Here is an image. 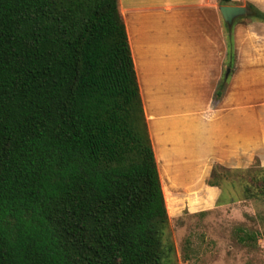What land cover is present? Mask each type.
Masks as SVG:
<instances>
[{"label": "trees", "instance_id": "16d2710c", "mask_svg": "<svg viewBox=\"0 0 264 264\" xmlns=\"http://www.w3.org/2000/svg\"><path fill=\"white\" fill-rule=\"evenodd\" d=\"M168 228L118 0H0V264H176Z\"/></svg>", "mask_w": 264, "mask_h": 264}, {"label": "crops", "instance_id": "0c3cea01", "mask_svg": "<svg viewBox=\"0 0 264 264\" xmlns=\"http://www.w3.org/2000/svg\"><path fill=\"white\" fill-rule=\"evenodd\" d=\"M231 1L264 13V0ZM220 5L118 0L161 185H170L163 171H195L198 181L177 177L171 185L202 192L192 212L220 195L205 180L214 165H264V22L236 17L230 50Z\"/></svg>", "mask_w": 264, "mask_h": 264}, {"label": "rangeland", "instance_id": "374dc122", "mask_svg": "<svg viewBox=\"0 0 264 264\" xmlns=\"http://www.w3.org/2000/svg\"><path fill=\"white\" fill-rule=\"evenodd\" d=\"M250 167L242 174L217 169L221 192L216 203L195 212L190 205L203 200L202 192L171 187L177 177L198 181L195 171H163L170 184L163 182L162 189L169 215L166 238L174 246V263L264 264V194L245 198L241 179L264 165L256 160Z\"/></svg>", "mask_w": 264, "mask_h": 264}, {"label": "water", "instance_id": "95a60500", "mask_svg": "<svg viewBox=\"0 0 264 264\" xmlns=\"http://www.w3.org/2000/svg\"><path fill=\"white\" fill-rule=\"evenodd\" d=\"M219 11L228 27L232 25L236 17L249 14L246 5H220Z\"/></svg>", "mask_w": 264, "mask_h": 264}]
</instances>
